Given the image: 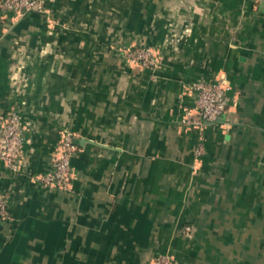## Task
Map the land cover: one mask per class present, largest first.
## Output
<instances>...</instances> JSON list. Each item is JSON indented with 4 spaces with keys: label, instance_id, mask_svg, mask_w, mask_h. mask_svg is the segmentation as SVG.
<instances>
[{
    "label": "crops",
    "instance_id": "crops-1",
    "mask_svg": "<svg viewBox=\"0 0 264 264\" xmlns=\"http://www.w3.org/2000/svg\"><path fill=\"white\" fill-rule=\"evenodd\" d=\"M0 14V119L24 127L0 160V264H264V1L47 0ZM145 45L157 68L122 50ZM224 76L227 112L180 123L192 85ZM73 133L68 189L45 185ZM190 228V230L187 229Z\"/></svg>",
    "mask_w": 264,
    "mask_h": 264
},
{
    "label": "built area",
    "instance_id": "built-area-1",
    "mask_svg": "<svg viewBox=\"0 0 264 264\" xmlns=\"http://www.w3.org/2000/svg\"><path fill=\"white\" fill-rule=\"evenodd\" d=\"M260 4L264 0H252ZM47 0H0V14L6 16L11 13L16 17H23L30 13L48 12ZM124 56L131 62L145 68H157L159 57L153 50L145 45H134L122 50ZM195 92V105L186 109L180 118V123L187 128L200 131V141L196 148L197 155L204 151L202 130L207 123H213L223 116L229 106V83L222 76L213 79H200L193 83ZM24 127L21 116L16 108L9 109L0 119V160L10 169L17 170L24 154ZM79 146L73 133L67 131L59 140L56 151L52 157L49 171L37 175L36 179L45 185L68 189L72 180L71 158ZM8 213L7 199L0 192V215ZM190 230L189 227H187ZM154 264H172V257L168 253H160L154 259Z\"/></svg>",
    "mask_w": 264,
    "mask_h": 264
},
{
    "label": "trees",
    "instance_id": "trees-1",
    "mask_svg": "<svg viewBox=\"0 0 264 264\" xmlns=\"http://www.w3.org/2000/svg\"><path fill=\"white\" fill-rule=\"evenodd\" d=\"M192 129H194V128H192Z\"/></svg>",
    "mask_w": 264,
    "mask_h": 264
}]
</instances>
